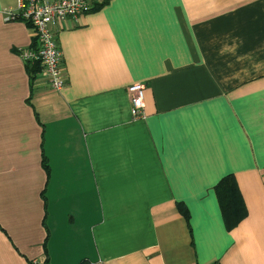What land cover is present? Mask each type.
<instances>
[{"label": "crops", "instance_id": "0c3cea01", "mask_svg": "<svg viewBox=\"0 0 264 264\" xmlns=\"http://www.w3.org/2000/svg\"><path fill=\"white\" fill-rule=\"evenodd\" d=\"M16 6L0 0V264H264V0H107L63 19L60 90L21 61Z\"/></svg>", "mask_w": 264, "mask_h": 264}, {"label": "built area", "instance_id": "2783aa9c", "mask_svg": "<svg viewBox=\"0 0 264 264\" xmlns=\"http://www.w3.org/2000/svg\"><path fill=\"white\" fill-rule=\"evenodd\" d=\"M107 0H17L15 9H5V21L20 20L32 29L33 42L18 47L17 53L25 65H37V74L46 85L60 90L65 83L62 51L56 41V28L63 19H76L103 5ZM132 119L143 118L144 83L127 87Z\"/></svg>", "mask_w": 264, "mask_h": 264}, {"label": "trees", "instance_id": "16d2710c", "mask_svg": "<svg viewBox=\"0 0 264 264\" xmlns=\"http://www.w3.org/2000/svg\"><path fill=\"white\" fill-rule=\"evenodd\" d=\"M35 67L30 70V77L34 79ZM236 180L233 175H227L220 179L219 183L215 186V192L221 210L223 212V218L226 223L231 225L236 224L243 215L242 205H240V192H238Z\"/></svg>", "mask_w": 264, "mask_h": 264}]
</instances>
